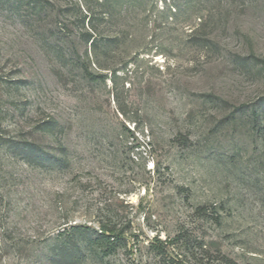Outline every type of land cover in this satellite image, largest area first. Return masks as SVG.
Here are the masks:
<instances>
[{
    "label": "rangeland",
    "instance_id": "374dc122",
    "mask_svg": "<svg viewBox=\"0 0 264 264\" xmlns=\"http://www.w3.org/2000/svg\"><path fill=\"white\" fill-rule=\"evenodd\" d=\"M13 1L0 264H264V0Z\"/></svg>",
    "mask_w": 264,
    "mask_h": 264
},
{
    "label": "trees",
    "instance_id": "16d2710c",
    "mask_svg": "<svg viewBox=\"0 0 264 264\" xmlns=\"http://www.w3.org/2000/svg\"><path fill=\"white\" fill-rule=\"evenodd\" d=\"M23 0H14L13 1V7L15 9L20 8V6H23V4H21L20 2H22ZM37 1H34L33 5H37L36 3ZM126 2H130V4H139L140 0H102L100 6H102L105 10L103 12L102 18L103 20H106V18L108 19H113L115 17V11L117 10V7H122L124 3ZM33 3V2H31ZM30 3V4H31ZM116 5L117 7L113 8V6ZM89 13H92L94 15V11L91 8L87 9ZM92 20V19H90ZM85 22V21H84ZM88 28L89 30L85 29V33H83V38L87 43H91V46L93 48L94 51H96L99 47V44L101 43L103 39L102 33H100L96 27L93 24V21H91V24H88ZM116 40V39H114ZM109 42H112V39H108ZM115 42V41H113ZM49 129V128H47ZM37 147L34 146L33 144L27 143V145L25 147L22 148V152L26 153V158L27 160H29L31 158L30 153L32 152V150ZM71 231H73L72 233H76L77 231H79V228L77 227H72L70 229ZM64 232H67V230H65ZM100 232L103 236H107L108 239L111 241L113 240V242L119 241L120 239V234L114 230V229H110L105 225H102L100 228ZM116 243H112V245H115ZM160 246L158 247L159 251L165 252L164 250L166 249L165 244L163 242L159 241ZM107 250H112V247H109Z\"/></svg>",
    "mask_w": 264,
    "mask_h": 264
}]
</instances>
